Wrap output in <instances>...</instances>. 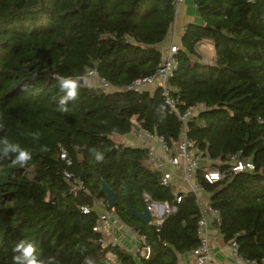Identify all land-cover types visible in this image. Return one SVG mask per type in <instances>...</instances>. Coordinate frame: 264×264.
<instances>
[{"label": "trees", "instance_id": "16d2710c", "mask_svg": "<svg viewBox=\"0 0 264 264\" xmlns=\"http://www.w3.org/2000/svg\"><path fill=\"white\" fill-rule=\"evenodd\" d=\"M202 23H188L171 78L179 109L201 107L188 121L186 137L204 157L241 152L254 170L212 184L208 207L224 239L235 240L240 256L264 259V0H192ZM174 0H0V138L32 152L25 167L0 160V264H13L12 248L23 239L43 264H178L199 244L201 210L192 193L176 202L161 184L146 148L118 144L116 135L134 126L180 139L182 123L156 88L105 92L86 81L68 112L57 110L56 74L92 71L115 86L152 73L159 45L175 20ZM209 40L215 52L202 58L197 44ZM38 131L39 141L29 135ZM45 146L47 151H41ZM104 155L97 163L89 149ZM66 158L62 159L61 155ZM67 160L70 163H67ZM65 173L72 175L67 179ZM82 187L72 190V181ZM105 181L115 192L112 210L122 225L145 236L148 259L119 245L101 248L94 231L96 200ZM144 194L175 207L160 225L137 213ZM84 207H89L87 213ZM84 249V251H81ZM107 250L115 261L106 258Z\"/></svg>", "mask_w": 264, "mask_h": 264}, {"label": "built area", "instance_id": "2783aa9c", "mask_svg": "<svg viewBox=\"0 0 264 264\" xmlns=\"http://www.w3.org/2000/svg\"><path fill=\"white\" fill-rule=\"evenodd\" d=\"M185 0H174L175 9L178 8ZM176 12V11H175ZM171 32V30L169 31ZM169 34V33H168ZM199 45L211 44L213 52L214 46L209 40H202ZM206 46V45H205ZM161 50V58L156 66V69L145 76H140L134 79L130 84L123 87L115 86L109 83L104 78L98 77L95 71H92L84 79L89 85L99 87L105 92L113 91H136L141 92L146 90L149 86H154L160 90L164 104L176 114L182 123L181 136L172 145H168L164 139L145 130L140 126H134L131 134L140 140V147L146 148L149 155V163L151 167L161 174V184L164 186H171L174 189V196L176 202L181 201L182 193H192L197 204L201 210V217L198 221V237L199 244L190 252L194 255L197 264H224L217 261L211 252V245L206 233V227L209 221L207 217L208 212H212L217 216L216 211H212L208 207V198L210 194L198 183L197 176L201 171L206 182L212 184L217 181L225 179L226 176L241 172H251L254 170V165L249 158L243 157L241 152L228 154L225 158L211 159L202 156V154L194 147V142L188 140L186 137V130L188 121L196 112L194 108L181 111L179 109V98L173 95V87L171 85V78L174 76L178 68L177 53L179 45L173 39L166 37V39L159 45ZM205 62H208L205 60ZM62 159L66 155H61ZM69 164L70 161L67 160ZM67 179H72V175L65 173ZM82 186L78 184L77 180L72 181V190L76 191ZM207 194V199L204 195ZM146 210L150 214V221L154 225H160L166 215L170 214L175 207L169 205L167 202L153 201L147 194H144ZM107 200L98 199L94 204V209L98 212V220L94 231L99 234L98 244L101 248H114L118 246V238L114 235L115 231L120 227H125L121 224L117 216L112 210L107 209ZM89 209L84 207L83 209ZM109 208V207H108ZM84 212V211H83ZM89 212V211H88ZM85 213V212H84ZM132 236L134 241V257L138 259H148L151 254V248L145 243V236L138 234L132 228L125 227ZM229 249L233 258L243 264H264V259L258 261L256 259H249L240 256L238 253V244L235 240L229 242ZM115 254L111 250H107L106 258L109 261H115ZM178 264H182L178 262Z\"/></svg>", "mask_w": 264, "mask_h": 264}, {"label": "crops", "instance_id": "0c3cea01", "mask_svg": "<svg viewBox=\"0 0 264 264\" xmlns=\"http://www.w3.org/2000/svg\"><path fill=\"white\" fill-rule=\"evenodd\" d=\"M188 23H197V24L202 23V19L199 16L197 8L192 0H185L184 3H182L176 9L175 20L170 29L171 32H169L168 34V38L171 37V39H173L174 42L178 41V43L176 42L175 43L179 45L181 36ZM199 44L200 43L197 44L198 52L202 55V58L204 60L208 61L207 58H210L215 51L213 52L212 50H209V48L211 49L210 43L204 45H199ZM203 51L207 52V54H209L210 57L203 54ZM155 89L156 88L154 86H149L146 88V90L150 92H153ZM196 112H198V110ZM113 140L118 144H124L133 147H140L141 144L140 140L135 138L131 134V132L123 136L116 135L115 137H113ZM204 196L206 197V199L208 198L207 194ZM214 216L215 215L212 212L207 213V217L209 218V221L206 227V233L210 241L211 252L213 257L217 261L222 262L224 264H243L242 262L237 261L233 258L229 249V245H228L229 243L224 239V236L222 235L220 230L212 224V219L214 218ZM125 227H120L119 229H117L114 235L118 238L119 241L118 245L121 248H124L128 252L133 253L135 248L134 241L132 239L131 233ZM178 262H181L182 264H197L195 261V257L191 252L181 254L179 256Z\"/></svg>", "mask_w": 264, "mask_h": 264}, {"label": "clouds", "instance_id": "9594fccd", "mask_svg": "<svg viewBox=\"0 0 264 264\" xmlns=\"http://www.w3.org/2000/svg\"><path fill=\"white\" fill-rule=\"evenodd\" d=\"M55 79L60 92L63 93L58 99L57 110L68 112L67 105L78 98L84 77L80 75L73 77L56 74ZM2 127L3 124H0V128ZM27 135L34 141H39L41 134L38 131H31ZM41 151H47V148L42 146ZM89 151L97 163L103 162L104 155L101 151L96 148H91ZM0 160H11L13 165L25 167L32 160V152L21 147L19 143H14L7 137H2L0 138ZM83 211L87 213L89 209L85 208ZM81 251H84V249H81ZM12 252L14 253L12 256L13 264H43V261L38 258L36 247L32 242L21 239L14 244ZM83 264H95V260L91 256H86Z\"/></svg>", "mask_w": 264, "mask_h": 264}, {"label": "water", "instance_id": "95a60500", "mask_svg": "<svg viewBox=\"0 0 264 264\" xmlns=\"http://www.w3.org/2000/svg\"><path fill=\"white\" fill-rule=\"evenodd\" d=\"M85 81L83 80L81 84H83ZM100 190L106 195V200L108 203V207L112 209L115 204V192L110 188V186L105 182L102 181ZM138 218H140L145 223H149L150 221V214L146 210V208H143V211L136 214Z\"/></svg>", "mask_w": 264, "mask_h": 264}, {"label": "rangeland", "instance_id": "374dc122", "mask_svg": "<svg viewBox=\"0 0 264 264\" xmlns=\"http://www.w3.org/2000/svg\"><path fill=\"white\" fill-rule=\"evenodd\" d=\"M175 42L178 43V41H175ZM207 48H208V47H207ZM203 54H205V55H207L208 57H210V55L207 54V52H205V51H203ZM207 59H209V58H207ZM194 109H195V112H196L197 110L201 109V107L194 108Z\"/></svg>", "mask_w": 264, "mask_h": 264}]
</instances>
